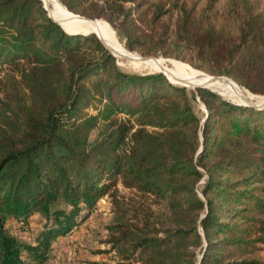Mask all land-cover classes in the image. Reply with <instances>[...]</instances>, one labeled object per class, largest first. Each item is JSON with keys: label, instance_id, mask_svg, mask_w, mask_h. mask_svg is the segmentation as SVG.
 I'll return each mask as SVG.
<instances>
[{"label": "trees", "instance_id": "trees-1", "mask_svg": "<svg viewBox=\"0 0 264 264\" xmlns=\"http://www.w3.org/2000/svg\"><path fill=\"white\" fill-rule=\"evenodd\" d=\"M61 1L119 30L130 0ZM55 3L0 0V71L19 72L30 87L21 131L0 141V264H44L52 243L116 195L119 183L194 218L161 236L116 224L114 247L134 240L147 264H264V109L242 103L250 91L206 85L226 99L174 84L169 78L187 79L165 59L153 65L169 78L125 71L95 33H69L83 29L54 20L45 5ZM232 59L223 72L238 68ZM247 86L264 95V74ZM35 216L43 226L34 241L11 229L12 220L24 230Z\"/></svg>", "mask_w": 264, "mask_h": 264}, {"label": "rangeland", "instance_id": "rangeland-1", "mask_svg": "<svg viewBox=\"0 0 264 264\" xmlns=\"http://www.w3.org/2000/svg\"><path fill=\"white\" fill-rule=\"evenodd\" d=\"M124 4L127 13L115 23L119 30L106 17L95 19L83 15L81 9L71 11L61 0H56L55 9L48 8V12L60 22L65 18L70 26L83 29L65 28L69 33H95L102 40L106 34L111 42L103 40L104 43L125 71L163 73L155 69L153 62L165 59L187 79L183 83L165 74L174 84L192 90L209 88L206 85L240 84L250 91L247 93L250 98H243V104H264V95L254 93L247 86L258 83L264 74V0H130ZM124 30L131 34L130 42L136 50L128 49ZM231 58L233 66L238 68L232 74L225 73ZM167 65L171 68V64ZM241 68L247 75L241 73ZM29 96L28 82L19 72L0 71V141L21 131L26 118L22 106ZM192 105L197 114L204 115L207 111L199 97L192 98ZM203 183L204 179L199 185ZM118 189L116 195L101 199L97 209L81 225L52 243L44 264H147L142 249L135 251L134 240L122 241L117 247L109 242L114 225L126 223L140 235L161 236L165 230L194 218L184 207L175 213L168 200L127 188L122 183ZM10 225L16 234L34 241L43 221L35 216L24 230L15 220Z\"/></svg>", "mask_w": 264, "mask_h": 264}, {"label": "water", "instance_id": "water-1", "mask_svg": "<svg viewBox=\"0 0 264 264\" xmlns=\"http://www.w3.org/2000/svg\"><path fill=\"white\" fill-rule=\"evenodd\" d=\"M45 8L48 10V8H47V6L45 5ZM49 15H50V13H49ZM51 16V15H50ZM52 17V16H51ZM53 18V17H52ZM54 20H56L55 18H53ZM57 21V20H56ZM58 22V21H57ZM99 38H100V36L99 35H97ZM101 39V38H100ZM102 40V39H101ZM103 41V40H102ZM104 42V41H103ZM164 73V72H163ZM164 74H166V73H164ZM167 75V74H166ZM246 105H251V106H255V107H257V108H259V109H263L264 108V104L263 105H256V104H254V103H252V104H246ZM205 120V119H204Z\"/></svg>", "mask_w": 264, "mask_h": 264}]
</instances>
